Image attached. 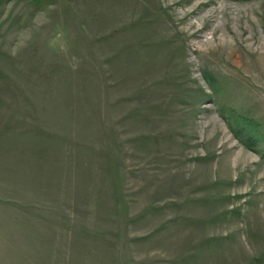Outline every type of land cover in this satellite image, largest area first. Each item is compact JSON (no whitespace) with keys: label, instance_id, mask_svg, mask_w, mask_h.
I'll list each match as a JSON object with an SVG mask.
<instances>
[{"label":"rangeland","instance_id":"374dc122","mask_svg":"<svg viewBox=\"0 0 264 264\" xmlns=\"http://www.w3.org/2000/svg\"><path fill=\"white\" fill-rule=\"evenodd\" d=\"M0 264H264V0H0Z\"/></svg>","mask_w":264,"mask_h":264}]
</instances>
